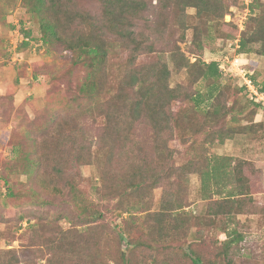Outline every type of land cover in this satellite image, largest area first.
Here are the masks:
<instances>
[{"label": "trees", "instance_id": "obj_1", "mask_svg": "<svg viewBox=\"0 0 264 264\" xmlns=\"http://www.w3.org/2000/svg\"><path fill=\"white\" fill-rule=\"evenodd\" d=\"M90 1L98 4L99 16L92 14L81 0H0V18L5 20L7 12L21 6L39 27V40L45 51L49 54L66 53L73 66L84 71L74 103L82 116L91 118L95 115L103 121L95 154L98 163L102 156L105 157L100 169L102 185L98 189L99 193L118 200L121 216L129 214L131 217L125 220L140 222L141 226L144 224L147 233L146 239H135L132 229L124 226L122 234H116L110 246L115 250L113 261L115 264H133L134 250L142 248L146 249L143 250L145 257L153 254V261L160 256V247L168 252V243L176 241L181 225L185 226L189 221L185 213L184 202L188 198H185V185L188 176L195 174L200 177L202 199L209 201L205 219L225 239L217 241L218 252L211 260L204 258L192 246L188 247L189 253H184V258L190 264H224L225 261L229 264L231 252L243 240V235L229 225L238 215L246 212L249 203H254L253 179L257 170L250 161L235 160L230 156L204 157L177 167L173 164L175 151L170 142L176 130L183 136L182 130L189 128L193 135L207 132V141L211 144H222L229 133L199 124V129H196L195 124L187 128L184 126L187 124L185 113L175 114L172 106L183 100L200 107L209 101L206 117L210 120L209 124L214 122L212 125L226 118L231 111L222 105L220 98L225 91L224 75L235 76L224 73L219 62L207 63L201 59L191 62L179 43L186 42L187 32L192 30L193 53L198 56L203 49V37L209 34L212 26H219L227 15H233L235 7L225 0ZM151 8L156 11L154 22L147 18ZM188 9L195 10L194 19L199 25L188 19ZM249 14L244 29L233 44L236 47V41L239 40L236 51L242 55L253 52L252 47L258 45L256 53L264 56V1L253 0ZM11 28L14 29L13 26ZM165 44L170 46L168 50L162 47ZM21 46H29V37L23 39ZM167 53L173 68L177 72H187L192 84L202 80L207 82L208 98L198 91L189 92L182 85L171 87L172 69L166 59ZM142 56H153L154 59L149 63H139ZM14 58L18 60V56L12 57L13 61ZM113 66L120 68L115 77L111 76L115 69ZM250 77L259 91L264 93V85L260 88L254 77ZM240 91L248 93L244 87H240ZM259 106L256 104V108ZM249 118L251 125L242 127L244 132L250 134L264 128V123L254 121L253 113H250ZM69 119L51 118L44 123L43 130L42 127L39 129V136L25 134L27 144L34 146L35 154L26 152L23 144L20 149L15 148V153L24 161L23 172L30 178L42 175L44 181L45 174L56 176L63 185L58 182L51 188L63 197L66 196L67 187L70 193L76 192V186L69 178L71 167L90 164L94 156L85 143L78 141L82 133L77 132L83 131L81 127L79 130L75 125L70 127L72 122ZM139 123L150 130V153L146 157L130 159L126 166H121L119 158L133 143ZM55 125L53 131L48 129ZM214 134L218 136L217 139H214ZM3 181L8 191L13 193L10 180L3 178ZM159 187L164 190L161 207L158 211L150 212L144 204ZM137 208L148 213L136 217L131 212ZM78 210L80 216L90 221L75 225V228H88L87 237H80L76 229L69 236L65 234L59 240L47 241L46 245L51 253L55 252L68 264H77L76 261L81 259L95 264V255L89 242L94 233L105 235L107 229L94 225L101 220L102 214H92L88 209ZM197 220L202 225L204 219ZM124 236L129 237V241L126 242ZM195 239L199 237L195 235ZM57 260L51 259L49 264H56ZM20 262L14 250L0 249V264ZM59 264L63 263L60 261Z\"/></svg>", "mask_w": 264, "mask_h": 264}, {"label": "rangeland", "instance_id": "obj_2", "mask_svg": "<svg viewBox=\"0 0 264 264\" xmlns=\"http://www.w3.org/2000/svg\"><path fill=\"white\" fill-rule=\"evenodd\" d=\"M81 1L92 14L100 15L98 4L90 0ZM225 1L235 7L234 21L230 22L231 24H227L225 19L219 26H212L209 34L203 37V49L198 56L193 53L195 48L191 43L192 30L187 32L186 42L179 43V46L191 62H195L196 59L207 63L222 62L228 69L231 66L230 63H226L227 59L230 62L238 60L235 69L245 67L261 88L264 85V56L256 53L259 46H253V52L242 55L238 54L233 44L234 39L240 35V21L246 15L242 1ZM155 13V8H151L147 14V18L152 22L156 19ZM187 14L192 23L199 25L194 19V9H188ZM249 15L244 21V26ZM12 26L14 29L11 28ZM221 34L224 36H220ZM25 37H29L28 47L21 46ZM40 37L39 27L32 22L29 14L21 6L15 7L10 13L7 12L5 20L0 18V249L14 250L21 261L20 264H49L51 259L52 261L58 259L56 264L60 261L68 264L64 258H60L61 256L57 257L55 252L51 253L46 242L51 239L59 240L65 234L69 236L76 229L80 237L81 235L87 237L88 228H75V225L90 221L87 217L80 216L78 210L88 209L92 214H102L101 220L96 221L94 225H101L102 229H107L105 235L96 232L91 237L89 247L95 255L93 262L115 264L113 261V257H116L115 250L110 247L113 245L112 241L116 239L115 235L122 234L126 226L132 229L135 239L141 237L146 239V227L144 224V227L141 226L140 222L132 223L125 220L131 216L129 214L121 216L118 200L99 193L98 189L102 185L100 169L105 163V157L102 156L98 163L95 154L103 121L95 115L91 118L82 116L74 103L84 71L73 66L66 53H47L39 40ZM162 47L165 50L170 48L167 44ZM14 56H18L17 61L12 60ZM153 59V56H142L139 58V63H149ZM166 59L172 69L171 87L182 85L187 91H198L208 98L209 86L205 80L192 84L187 72H177L173 68L168 53ZM113 67L115 69L111 76L116 75L120 69L118 66ZM240 82L238 76L224 75L225 91L220 102L231 111L226 118L219 120L215 125H212L214 122L209 124L210 120L206 117L209 101H205L200 107H196L193 102L183 100L172 106L175 114L185 113L187 124L184 126L187 128L195 124L196 129H199L200 125L229 132L222 144L215 142L211 144L209 140L207 141V132L193 135L189 128L182 130L184 139L176 130L170 146L175 151L173 164L177 167L191 160L199 161L204 157L212 156H230L235 160L242 159L253 164L258 172L253 179L254 203H249L246 212L238 215L229 225L231 229H237L243 235V240L231 252L228 262L229 264H264V128L250 134L242 130V127L251 125L250 113L254 114L256 123H264V103H258L252 100L250 93L240 91ZM256 104L260 106L256 108ZM67 117H70V123L72 122L70 127L75 125L78 130L81 127L83 131L77 132L82 133L78 141L85 143L94 156L90 164L71 167L69 178L75 184L76 192L70 193L67 187L66 196L63 197L51 188L58 182L63 185L56 176L45 174L46 181H44L42 175L30 178L23 172L24 161L15 153V148L20 149L23 144L26 152L35 154L34 146L27 144L25 134L39 136V129L41 127L42 130L44 129L45 122L47 123L51 118L62 120ZM55 128L56 125L48 127L52 129L50 131ZM231 131L237 133L232 134ZM214 135V139H217L218 136ZM149 153L150 130L143 123H139L133 135V143L119 158L120 165L126 166L130 159L146 157ZM3 178L10 180L13 193L8 191ZM188 178L185 185V198L187 196L188 198L184 203L189 221L185 226L181 225L176 241L168 243L170 245L168 252H164L163 247H160V256L153 261L151 259L153 254L150 256V252H146L148 257L144 256L145 248L136 249L133 252V264H190L188 259L184 258V253H189L190 246L207 260L216 256L217 241L224 240L225 236L214 226H210L209 221L206 220L209 201L202 199L200 177L193 174ZM51 183L53 184L50 186ZM163 193V187L155 189L148 197L147 204H144L145 209H150V212L158 211ZM140 209H132L131 214L143 217L142 215L148 213H143ZM198 218L204 219L202 225L198 223ZM195 235L199 239L196 240ZM124 239L126 242L129 241L127 236H124ZM76 263L90 264L83 259Z\"/></svg>", "mask_w": 264, "mask_h": 264}, {"label": "built area", "instance_id": "obj_3", "mask_svg": "<svg viewBox=\"0 0 264 264\" xmlns=\"http://www.w3.org/2000/svg\"><path fill=\"white\" fill-rule=\"evenodd\" d=\"M252 2H253V0H242V4L244 6V12L246 13V15H245V18L240 21L239 27L241 30L244 29V21H245L247 15L250 13V5L252 4ZM225 19H226V22H228V23L234 21L233 15H227ZM238 42H239V40L236 41V44H237L236 49L239 47ZM14 61H16V58H14ZM236 61H238V60H234V61L230 62V60L227 59L226 63H230L231 67L226 69L225 63H222V62L219 63V67L224 73L232 74L235 77L238 76V78L241 80L240 86L244 87L246 89V91L251 94L252 100H255L258 103H261V102L264 103V93H261L259 91L258 87L255 85V83L251 79V77H250L251 73H249L245 67H243V68L238 67L237 69H235ZM259 99H261V100H259Z\"/></svg>", "mask_w": 264, "mask_h": 264}]
</instances>
